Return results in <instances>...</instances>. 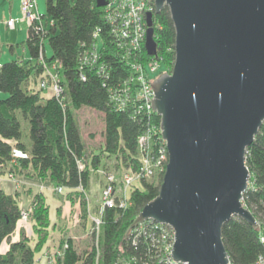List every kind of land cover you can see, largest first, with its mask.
Wrapping results in <instances>:
<instances>
[{"label": "trees", "instance_id": "1", "mask_svg": "<svg viewBox=\"0 0 264 264\" xmlns=\"http://www.w3.org/2000/svg\"><path fill=\"white\" fill-rule=\"evenodd\" d=\"M151 2L157 57L162 60L161 71L171 72L176 41L171 12L167 5L156 12L154 0ZM41 20L39 24L36 20L28 25L23 42L29 56L0 64V94H7L0 97V171L7 163L18 170L32 167L41 178L48 177L53 188L47 194L43 191L33 194L32 209L27 208L29 218L25 220L18 192L0 187V264L46 263L40 259L46 258L44 252L52 240L51 230L56 228L64 200L70 193L74 196L79 192V185L88 186L91 167H97L102 160L99 152L87 158V145L76 115L78 109L91 106L103 111L101 151L108 158L113 155L120 159V168L138 166L139 135L152 131L153 125H160L161 117L156 111L132 102L118 108L111 100V87L123 81L130 65L119 58L121 50L114 42L103 6H98L96 0H46V14L41 13ZM95 30L101 34L102 59L109 68V78L96 67L81 66L85 49L95 40ZM46 41L51 47L50 54ZM142 56L151 57L145 45ZM55 63L61 70V95L49 93L45 88L42 91L35 83ZM21 117L28 125L26 133ZM155 137L157 142L153 144L158 146L160 138ZM79 160L85 161L84 168L79 167ZM246 164L251 177L243 201L258 225L238 214L224 223L222 238L230 264H255L260 257L264 259V121L247 148ZM163 174L164 171L150 180H142L133 189L132 203L126 208L106 210L99 257L95 248L83 256L78 254L72 243L64 256L58 258V264H171L164 259L163 245L150 240L148 231L153 229L149 226L142 229L140 222L134 224L142 207L158 194ZM58 185L63 186L61 192L56 189ZM17 227L22 229L21 233L13 238Z\"/></svg>", "mask_w": 264, "mask_h": 264}, {"label": "water", "instance_id": "2", "mask_svg": "<svg viewBox=\"0 0 264 264\" xmlns=\"http://www.w3.org/2000/svg\"><path fill=\"white\" fill-rule=\"evenodd\" d=\"M98 6L106 0H96ZM176 31L171 72L153 82L169 160L158 194L134 219L175 230L172 257L230 264L222 229L233 215L255 226L244 204L247 148L264 121V0H154ZM145 47L157 53L153 12Z\"/></svg>", "mask_w": 264, "mask_h": 264}, {"label": "built area", "instance_id": "3", "mask_svg": "<svg viewBox=\"0 0 264 264\" xmlns=\"http://www.w3.org/2000/svg\"><path fill=\"white\" fill-rule=\"evenodd\" d=\"M36 0H22L21 16L17 18H9L7 25L14 27L17 20H26L28 24L37 20L41 23V13L35 9ZM107 20L110 24L114 42L118 49H120L119 58L125 60L129 64V73L125 76L121 83L111 87V100L118 108L125 107L129 102L139 104L147 110H153L152 99L155 97L154 89L151 84L157 76H160L164 71H161L162 60L157 57V53L145 58L142 56V48L145 45L147 33V12L152 10L154 5L151 0H106L103 5ZM35 24L37 27L38 24ZM95 40L91 45L85 49L82 58L81 66L96 67L98 71L106 74L109 78V71L107 64L102 59V39L99 30L94 32ZM60 67L55 63L46 70L43 79L40 80V86L43 88H52V93L61 95L63 87L60 83ZM83 78L85 73L81 72ZM135 104V105H136ZM159 134V135H158ZM157 135L160 138V145H154ZM139 164L133 167V164L127 167H118L117 169H102L105 180L101 189L100 203L97 205L96 213L90 215L93 221L91 228L95 234L97 241L101 231V224L104 221V214L107 209L126 208L132 203L131 193L142 180H150L155 174L166 170L169 160V153L167 143L162 135L160 125H153L152 131H146L139 135ZM86 165L84 160H79V167L84 168ZM97 169V168H96ZM164 175V174H163ZM58 191L63 190L62 185L56 188ZM77 189L86 192V187L79 185ZM87 196V195H86ZM85 198V197H84ZM81 198L77 201V211L74 215L75 220L81 219L83 211L81 206ZM91 213V212H90ZM28 209L22 210V218H29ZM151 219V218H150ZM149 223H141V228L145 229L149 226L153 231L148 235L154 244L163 245L165 251L164 259L171 264H187L182 261H176L172 257V249L175 241V230L172 226L166 223H161L153 219ZM146 224V225H144ZM64 243V242H63ZM60 244L55 250L47 249L44 252L49 264H58L60 255H64L66 249L69 247V242ZM100 252L97 248V257ZM56 261V262H55ZM255 264H264L263 257H260Z\"/></svg>", "mask_w": 264, "mask_h": 264}, {"label": "rangeland", "instance_id": "4", "mask_svg": "<svg viewBox=\"0 0 264 264\" xmlns=\"http://www.w3.org/2000/svg\"><path fill=\"white\" fill-rule=\"evenodd\" d=\"M35 9L43 14H46V0H36ZM7 13H9V10H7ZM46 16V18L49 17L48 15ZM27 32L28 28L25 25V22H19L15 28H12L7 25V20H4L0 14V55L3 57L2 59H5L7 57L6 55L3 56L4 52H10L8 48V43L12 41L19 42L16 50L21 53L23 47H25L23 45V41H25L27 37ZM45 45L47 53L50 54L51 47L47 41ZM40 76H38L37 80L35 81L37 88L42 91L46 89V91L52 93L53 91L51 86L42 89L43 87L40 86V80L43 78H40ZM158 77L159 76H157L156 78ZM6 95V93L2 92L0 94V97H5ZM76 115L81 126L82 136L84 137V140L87 145V154H89L87 158L89 159L90 154L99 152L101 153L100 158L102 160L100 161L97 167H91L89 178L90 182L89 185L86 187V192L79 191L74 196H72V194L70 193V196H68V198L64 200L62 210L59 213L56 228L54 230H51L50 237L52 240L50 243H56V241L58 242V240L62 238V242H60L58 245L62 244L63 242V244H65L67 241L70 244L73 243V245L77 249L78 254L83 256L86 252H91L94 248L95 251L97 250V248L99 250L100 247V234L97 241V238L91 229L93 227V221L91 220L90 215L96 213L95 211L97 209V205H99L100 203L101 189L105 180L104 174L101 170H113L114 168L117 169L120 165L119 162H121V160H118L113 155L108 158L101 151L104 142L105 129L103 111H100L91 106H83L77 110ZM21 118L23 123V130L24 133H26L28 125L24 118ZM10 164L11 163H7V165L4 166L3 169H1L0 180H8V184H13L14 188L19 194V199L21 203H23V199L25 203H29L33 197V194L37 191H43L47 194L49 192L48 190H51L53 188L52 183L48 179V177L41 178L39 175H37V173L32 167H25L18 170L12 166L13 164ZM81 197L82 199L79 206H81L82 211H85V214L84 216L82 215L81 219L75 220L74 215L77 211L76 203H78L77 201H79L78 199ZM27 208L32 209V204L30 203ZM30 225L31 221L29 222V226ZM63 256L60 255L59 258H62ZM36 258L38 261L37 256ZM41 258L45 259L44 257ZM45 260L46 263L42 264H49L47 259Z\"/></svg>", "mask_w": 264, "mask_h": 264}, {"label": "crops", "instance_id": "5", "mask_svg": "<svg viewBox=\"0 0 264 264\" xmlns=\"http://www.w3.org/2000/svg\"><path fill=\"white\" fill-rule=\"evenodd\" d=\"M7 10H9V13H7ZM21 10H22V0H0V14L2 16V18L4 20H8L9 18H17L21 15ZM39 12V11H38ZM41 13V12H40ZM19 22H25V25L27 26L28 28V22L26 20H17L16 21V24L13 28H15L17 26V24ZM28 33V32H27ZM18 41L17 42H10L8 43V48L10 50V52L7 51L4 52V55H3V49H2V55L3 56H7L5 59H2L3 57L0 55V64L7 61V60H10V59H14V58H17V57H28L29 56V53H28V49L27 47L25 46V44H23L25 47H23L21 53L18 52L17 49V46H18ZM13 45V48H11L10 46ZM2 48V47H1ZM33 85V83H32ZM7 165V164H6ZM5 165V166H6ZM90 182V181H89ZM93 183V182H92ZM89 185V184H88ZM0 187H2L3 189H5L6 191L8 192H15L16 189L14 188L13 184H8V180H5V181H2L0 180ZM19 189V188H18ZM22 194V193H21ZM32 200V199H31ZM31 200L30 202H26L24 201L23 199V203H22V207L23 209H27V207L29 206V204L31 203ZM21 228L17 227V229L15 230L14 234H13V238H16V237H19L20 233H21ZM26 232L29 233L28 230H26ZM59 241V240H58ZM51 242V241H50ZM58 243L56 241V243H49L50 245L45 249V251L47 249H50V250H55L58 246ZM8 243L5 242L4 243V246H7ZM40 260H43V258H41Z\"/></svg>", "mask_w": 264, "mask_h": 264}]
</instances>
